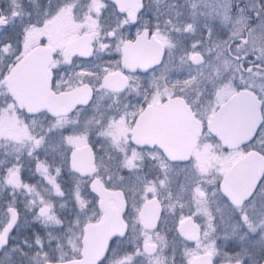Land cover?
Segmentation results:
<instances>
[{
  "label": "snow or ice",
  "instance_id": "obj_1",
  "mask_svg": "<svg viewBox=\"0 0 264 264\" xmlns=\"http://www.w3.org/2000/svg\"><path fill=\"white\" fill-rule=\"evenodd\" d=\"M0 264H264V0H0Z\"/></svg>",
  "mask_w": 264,
  "mask_h": 264
}]
</instances>
